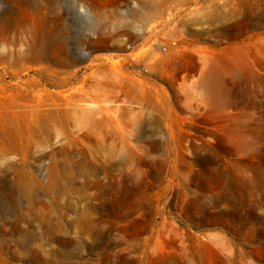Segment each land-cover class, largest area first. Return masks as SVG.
I'll list each match as a JSON object with an SVG mask.
<instances>
[{
  "label": "rangeland",
  "instance_id": "obj_1",
  "mask_svg": "<svg viewBox=\"0 0 264 264\" xmlns=\"http://www.w3.org/2000/svg\"><path fill=\"white\" fill-rule=\"evenodd\" d=\"M146 1L0 0V264H264V0Z\"/></svg>",
  "mask_w": 264,
  "mask_h": 264
},
{
  "label": "bare ground",
  "instance_id": "obj_2",
  "mask_svg": "<svg viewBox=\"0 0 264 264\" xmlns=\"http://www.w3.org/2000/svg\"><path fill=\"white\" fill-rule=\"evenodd\" d=\"M163 9H164V7L162 6V2L160 0H153V1L152 0H148V1L143 3L140 15H141V17L144 20H151L153 18L155 19V17L157 15H159V14H161L163 12ZM164 11H165V9H164ZM59 74H60V72H59ZM210 75H211V73L207 74L208 77H210ZM206 80H209V79L206 78Z\"/></svg>",
  "mask_w": 264,
  "mask_h": 264
},
{
  "label": "built area",
  "instance_id": "obj_3",
  "mask_svg": "<svg viewBox=\"0 0 264 264\" xmlns=\"http://www.w3.org/2000/svg\"><path fill=\"white\" fill-rule=\"evenodd\" d=\"M164 50L166 51V48Z\"/></svg>",
  "mask_w": 264,
  "mask_h": 264
}]
</instances>
